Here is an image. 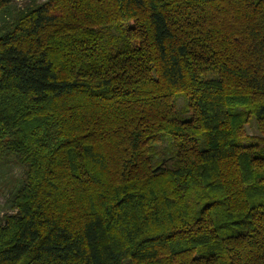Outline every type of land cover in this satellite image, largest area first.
Here are the masks:
<instances>
[{
  "label": "trees",
  "instance_id": "1",
  "mask_svg": "<svg viewBox=\"0 0 264 264\" xmlns=\"http://www.w3.org/2000/svg\"><path fill=\"white\" fill-rule=\"evenodd\" d=\"M32 4L0 34V264H264V0Z\"/></svg>",
  "mask_w": 264,
  "mask_h": 264
},
{
  "label": "rangeland",
  "instance_id": "2",
  "mask_svg": "<svg viewBox=\"0 0 264 264\" xmlns=\"http://www.w3.org/2000/svg\"><path fill=\"white\" fill-rule=\"evenodd\" d=\"M40 4L47 0H18L10 6V9L0 16V34L7 23L13 21L18 13L24 11L30 4ZM32 4V5H33ZM183 103L180 99L178 106ZM249 136L260 137L254 121L247 126ZM26 178V168L19 164L11 154L9 146L2 143L0 146V224L6 223V218L15 214L12 196L23 185Z\"/></svg>",
  "mask_w": 264,
  "mask_h": 264
}]
</instances>
